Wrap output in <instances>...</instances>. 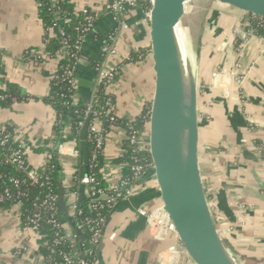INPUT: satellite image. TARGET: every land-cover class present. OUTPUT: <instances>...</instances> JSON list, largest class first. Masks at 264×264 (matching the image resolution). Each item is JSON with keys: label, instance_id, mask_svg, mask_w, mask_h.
Listing matches in <instances>:
<instances>
[{"label": "crops", "instance_id": "obj_1", "mask_svg": "<svg viewBox=\"0 0 264 264\" xmlns=\"http://www.w3.org/2000/svg\"><path fill=\"white\" fill-rule=\"evenodd\" d=\"M70 2L78 12L90 9L98 18L95 33L82 49L83 63L76 75L78 84L92 87L77 84L75 101L92 100L101 67L105 63L117 65L120 75L111 90L115 99L113 113L122 120H135L152 103L154 93L143 5L129 8L124 16L129 29L122 31L118 39L119 57L103 60L104 39L115 27L107 10L109 0ZM38 8V0H0V92L16 96L8 105H0V126L29 145L30 164L36 169L44 166L49 153H36L34 147L53 148L57 153L63 144L55 145L57 114L43 101L51 92L59 59L46 55V46L54 36L47 34ZM205 8L209 18L199 29L202 47L197 54L204 185L230 253L241 264H264V37L254 33L244 39L240 30L246 31L248 18L252 17L212 1L192 2L184 18L188 15L194 19ZM192 18L187 28L190 31ZM238 78L243 82L238 83ZM64 137V144H77L69 120ZM125 141L126 133L121 127L112 128L106 135L102 173L108 188L123 177V166L117 161L123 155ZM59 163L64 187L73 188L79 160L66 155L59 157ZM159 204L156 181L147 176L129 200L114 207L96 264H161V253L166 260L173 258L169 249L176 245V237H155L146 219L137 212ZM20 213L17 206L0 207V264H46L41 241L33 232L23 231ZM65 230L68 237L75 235L72 227ZM22 244L28 251L16 255ZM174 260L195 264L184 254L175 255Z\"/></svg>", "mask_w": 264, "mask_h": 264}, {"label": "water", "instance_id": "obj_2", "mask_svg": "<svg viewBox=\"0 0 264 264\" xmlns=\"http://www.w3.org/2000/svg\"><path fill=\"white\" fill-rule=\"evenodd\" d=\"M195 1L219 3L264 22V0H153L147 24L148 62L154 76L149 153L159 198L182 244L180 251L195 264H241L220 236L209 204L200 163L198 83L187 69L176 31L188 5ZM200 47L199 41L198 51ZM78 85L92 87L82 82ZM94 102L95 97L92 106ZM90 125L91 115L80 137L86 170L90 161ZM87 188L80 186V200H87ZM59 206L67 213L64 197Z\"/></svg>", "mask_w": 264, "mask_h": 264}, {"label": "built area", "instance_id": "obj_3", "mask_svg": "<svg viewBox=\"0 0 264 264\" xmlns=\"http://www.w3.org/2000/svg\"><path fill=\"white\" fill-rule=\"evenodd\" d=\"M54 5L59 4L60 2H64L66 0H50ZM153 0H109L107 5L108 13L112 16V19L115 22V27L112 30L110 35H107L103 42L102 53L107 56V58H118L119 52L117 50V42L120 37L122 31L128 30L129 26L124 20V16L129 8L137 7L138 5H147L146 9H144V22L148 24V20L150 17L151 6ZM81 13L85 15L86 26L81 32L80 38L74 45L75 53L70 55L67 50L68 42L66 40L63 41V51L57 54V58L59 62L63 59H75L78 63V66L81 62L80 53L84 47L86 42V36L89 34L96 22V15L90 9H85ZM69 20L63 21L62 24L58 25L55 23L52 27L46 28L47 34L51 33L54 37H65L64 27L62 25L68 24ZM240 34L244 37V39H248L250 36H253V31H245L243 29L240 30ZM129 59V58H128ZM236 67H240L237 65ZM59 68H63L60 67ZM65 78L68 80L69 84L72 86V89L77 90V70L76 68L66 67ZM120 75V69L117 65H107L106 63L100 69V78L99 84H104L106 86L108 93L111 95L108 99L107 106L111 107V110L108 112L109 115L113 113V94L111 92L113 86L116 83L117 77ZM216 77V75H214ZM244 78V77H243ZM238 83H242L243 79L238 78ZM5 97H0V101L4 100ZM96 100V97H95ZM93 106L88 105L87 116H92ZM114 117H112V121H114ZM83 127L84 124H81ZM126 133V141L129 142V145L133 148V153L138 154L140 152H148L149 153V125L148 130L137 134L134 131L125 132ZM89 134L91 136V142L95 145V150L92 156V159L89 161V167H96V163L98 160V156L100 153H104L106 137L102 134V126L98 120L94 124L90 125ZM14 139V143H17L18 140L14 138L12 133L6 127L0 126V162L5 163L6 165H11L16 169V171L25 175L30 187H47L50 191L46 193L44 196H38L34 199L33 202V211L32 214L27 218V223L23 224L24 232H33L36 237L42 241L45 239L46 235L41 233V224L46 221L48 225H51L53 228L57 230L55 233V237L52 245L49 247L52 253H59L61 256L58 264H93L90 261V258L94 255L96 251H98L100 244L104 238V229L106 226V218L99 215V219L96 221L90 219L89 217H84V212L79 207V192H75L73 188H65L66 193L64 194V199L66 201L67 211L69 215L74 217L82 218V222L78 225L77 231L79 236L89 234V239L85 241L82 245L77 243V236L68 237L66 234V230L62 225L59 224L57 220V214L59 211V200L60 196L54 194L53 190H51V181L48 177H45L41 174L38 169L32 168L30 162L26 158L29 155V150L25 149V142L20 141L22 144L19 147L10 146V141ZM66 150L69 151L66 153ZM150 154V153H149ZM69 155L72 158L79 160L81 159V151L78 149L77 144L74 146L62 144L57 149V156L63 157ZM53 156L50 154L47 156V160L42 166V168L46 167ZM152 162V160H151ZM31 166V167H30ZM149 170V176L155 181L154 177V165L153 163H144L142 160L136 159L135 164L133 166V176L138 181H141L146 174V171ZM147 174V175H148ZM15 192H13L10 188L5 189L3 194H0V203H5L11 201L15 204V206L21 208V217L24 216L23 208L25 206L24 200L28 198V193L22 191L23 183L18 179L10 180ZM81 185H86L88 188L86 189L87 199L92 203L91 210L99 211L106 208L112 209L121 201L129 200L133 194L134 189H128V181L123 177L120 182L114 187L110 188V190H114L117 192L116 198L109 197L102 189L97 188V181L94 177L86 176L82 179ZM107 197L106 200H102L103 197ZM209 199V198H208ZM102 202H106L103 204ZM209 204L213 215L215 217V221H217L216 209L214 208L213 201L209 200ZM138 215L145 218L150 231L155 237L160 239H166L169 235L174 236L177 239V243L175 246L171 247L169 251L171 252V256L173 258H169V260L165 259L164 253H161L159 256L161 264H179L178 261L174 260V256L177 254H184L180 249L182 244L180 243L176 229L173 223L168 219L167 214L163 210L162 203L160 201L159 205H155L152 207H142L138 209ZM217 224V222H216ZM218 231L220 233V226L218 227ZM222 237V234L220 233ZM114 239V236L111 237ZM64 243L70 244V254H66L63 251L57 250ZM28 251L27 245L22 244L18 250L16 251V255H23ZM46 264H57L54 263L53 260L47 259L45 260Z\"/></svg>", "mask_w": 264, "mask_h": 264}, {"label": "trees", "instance_id": "obj_4", "mask_svg": "<svg viewBox=\"0 0 264 264\" xmlns=\"http://www.w3.org/2000/svg\"><path fill=\"white\" fill-rule=\"evenodd\" d=\"M39 5V18L44 24L45 28L52 27L55 23L58 25L62 24L63 21L69 20L68 24L62 25L65 31V37H54L49 40V43L46 46V55L51 58H57V54L59 52L62 53L64 45L63 41L66 40L68 42L66 50L72 55L75 53L74 45L77 40L81 36V32L86 26L85 15L81 12H78L70 0H66L64 2H60L57 5H54L50 0H38ZM147 5L143 6L146 9ZM96 22L92 31L87 34V40L93 33L96 31ZM246 31H253L256 35L264 37V22L254 19L248 18V27ZM108 33L107 35H110ZM82 53H80L81 57ZM138 56V59H140ZM107 56L103 54V60H106ZM59 66L63 68H59L56 74L51 79V92L47 98L43 101L49 105H51L56 111V147L62 143L66 142L64 137V130L68 120L72 125V134L76 139L78 149L81 151V131L82 126L87 119V110L88 105L92 106V100H84L81 99L78 103L75 101L76 89H72V86L69 84L68 80L65 78L66 67L76 68L77 72L79 69L78 63L75 59H63L59 62ZM76 72V73H77ZM119 77V76H118ZM117 77V79H118ZM116 79V81H117ZM2 97H5L4 100L0 101V105L5 106L8 105L13 98H15V94L11 93H3L0 92ZM110 94L104 84H99L96 91V100L93 106V112L91 116V124H94L96 120H98L102 126V134L106 137L107 133L114 127H121L126 132L134 131L137 134H141L148 130V125L150 122V112H151V104L143 110L138 118L133 121L122 120L116 117L114 114L109 115V111L111 107L107 106L108 99L110 98ZM113 108L115 104V99L112 97ZM112 117H114V121H112ZM9 130V129H8ZM10 131V130H9ZM11 133V131H10ZM91 136L88 133V143H89V152L90 159H92L95 145L91 142ZM14 139L10 141V146L19 147L22 142L17 141V143L13 142ZM46 144V143H45ZM25 149L28 150V144L25 143ZM33 151L37 152H48L52 155V159L50 163L44 168H38V171L43 174L45 177H48L51 181V190H53L54 194L63 197L66 193V189L64 187V175L62 171V167L59 163V159L55 149L47 148V147H38L33 149ZM29 160V155L26 157ZM103 158L104 153H100L98 156V160L96 163V167L92 168L88 166L86 170L85 165L81 159H79V165L77 167L76 173L74 175V187L73 191L79 192V188L81 186V181L86 176L94 177L97 181V188L102 189L109 197L116 198L117 192L114 190H110L108 188L106 181L104 179L102 169H103ZM142 160L144 163H152L151 157L148 152H140L138 154L133 153V148L129 145L128 141L124 142V152L121 158L117 161L120 165L123 166V178L128 181V189H135L139 186L140 181L134 178L133 176V166L135 164V160ZM31 167V166H30ZM33 168V167H32ZM149 170L146 171L143 179L149 176ZM148 174V175H147ZM20 180L22 185V191L28 193V198L24 200L25 206L23 208L22 217L23 224L27 223V218L32 214L33 211V202L34 199L38 196H44L48 191H50L47 187L44 188H34L30 187L29 183L24 174L16 171L14 167L11 165H6L3 162H0V194H3L5 189L10 188L13 192H15L14 187L11 183V179ZM121 200H119L120 202ZM106 204V202H102ZM80 209L84 212V217H89L90 219L96 221L99 219V215L106 218V222L110 219L111 214L114 208L103 209L99 211H92L90 208L92 203L87 200H79L78 202ZM15 206L11 201L0 203V207L2 208H10ZM59 207V211L57 214V220L60 225L64 227H72L74 229V233L77 236V243L82 245L89 239V234L79 236L77 227L82 222V218L74 217L72 218L69 213H64L62 209ZM41 233L46 235L45 239L41 241V252L44 255L45 260L51 259L54 263L61 262V256L59 253H52L49 247L52 245L55 233L57 230L53 228L51 225H48L46 221L41 224ZM57 250L63 251L66 254H70V244L64 243ZM98 260V251L94 253V255L90 258V261L93 264H96Z\"/></svg>", "mask_w": 264, "mask_h": 264}, {"label": "rangeland", "instance_id": "obj_5", "mask_svg": "<svg viewBox=\"0 0 264 264\" xmlns=\"http://www.w3.org/2000/svg\"><path fill=\"white\" fill-rule=\"evenodd\" d=\"M208 9H204L203 12L196 16H194V19L191 16H186L184 20H182V23L180 25V29L186 36V42H187V48H188V58L187 61L185 60L187 69L190 73H192L196 79H197V74H198V61H199V55L198 54V35H199V29L204 26L208 22ZM192 18V30L187 29L188 26L190 25V21ZM202 47V46H201ZM200 47V49H201ZM118 50V46H117ZM30 151V150H29ZM30 156V154H29Z\"/></svg>", "mask_w": 264, "mask_h": 264}, {"label": "bare ground", "instance_id": "obj_6", "mask_svg": "<svg viewBox=\"0 0 264 264\" xmlns=\"http://www.w3.org/2000/svg\"><path fill=\"white\" fill-rule=\"evenodd\" d=\"M176 31H177V36H178L180 48H181L182 57H183L184 60L187 61V58H188V48H187L185 39L183 37L182 30L180 29V27H178Z\"/></svg>", "mask_w": 264, "mask_h": 264}]
</instances>
